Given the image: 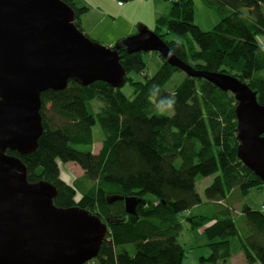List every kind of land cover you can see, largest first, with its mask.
<instances>
[{
	"label": "trees",
	"instance_id": "obj_1",
	"mask_svg": "<svg viewBox=\"0 0 264 264\" xmlns=\"http://www.w3.org/2000/svg\"><path fill=\"white\" fill-rule=\"evenodd\" d=\"M61 1L82 30L80 15L87 7L80 0ZM162 1L169 9L155 18L152 31L171 53L196 72L237 77L264 105V48L258 39L264 36V0H202L219 17L210 31L195 25L193 0ZM144 55L126 47L119 51L120 64L134 76L126 80L129 96L100 81L87 86L69 81L63 90L43 92L37 147L26 155L7 154L24 164L28 182L55 187L54 206H77L105 223L106 237L86 264H181L185 249L177 237L183 221L205 236L209 255L203 262L227 261L236 237L247 264H264V204L256 209L241 202L235 213L228 201L252 192L264 198L260 178L237 157L234 97L187 75L168 91L165 84L180 70L154 53L160 66L149 76ZM154 84L161 92L150 98ZM172 95L173 113L158 114L155 105L167 104ZM96 124L102 139L94 151ZM67 163L83 172L71 184L60 178V165ZM209 176L214 177L203 199L197 183ZM114 198L119 199L108 202ZM126 198L137 203L134 216L125 212Z\"/></svg>",
	"mask_w": 264,
	"mask_h": 264
},
{
	"label": "water",
	"instance_id": "obj_2",
	"mask_svg": "<svg viewBox=\"0 0 264 264\" xmlns=\"http://www.w3.org/2000/svg\"><path fill=\"white\" fill-rule=\"evenodd\" d=\"M74 20L75 12L61 0H0V264H86L98 253L105 223L77 206H54L55 187L28 182L24 164L7 151L26 155L37 147L43 92L63 90L69 81L122 88L121 46L130 54L156 52L187 76L231 92L237 157L264 185V105L246 83L224 72L194 71L145 26L110 51L88 39ZM124 204L134 216L136 201L126 198Z\"/></svg>",
	"mask_w": 264,
	"mask_h": 264
},
{
	"label": "rangeland",
	"instance_id": "obj_3",
	"mask_svg": "<svg viewBox=\"0 0 264 264\" xmlns=\"http://www.w3.org/2000/svg\"><path fill=\"white\" fill-rule=\"evenodd\" d=\"M133 1H141V0H132ZM161 4H168L166 1H160L158 0ZM82 4H84V1H80ZM194 2V23L197 25L201 30L203 31H210L212 27L218 23L219 17L214 13L213 11L209 10V8L205 7L204 2L202 0H193ZM127 4V3H126ZM120 5V3H119ZM123 5V4H122ZM110 8V4L107 1V9ZM149 13L148 9L146 11V16ZM155 21V19H154ZM155 26V25H154ZM153 26V29H154ZM82 28V27H81ZM106 29V28H105ZM80 30V29H79ZM85 36L90 39L91 41L98 43L102 46H105L108 48L110 51H115V46L120 43V41L125 40L128 37H131L135 35L137 32H133L131 34H127L124 38L121 40H118L115 45L112 46V44L108 45L106 41L104 40H94L91 37H89L84 30H81ZM151 31V30H150ZM153 32V31H152ZM154 34V33H153ZM158 38H160L157 34H154ZM259 43L262 45L264 48V36H259ZM124 46H121L117 50L118 58L120 61L119 57V51L123 49ZM145 53L144 55V60L147 63V74L149 76H152L155 74V72L158 70V67L160 66V60L157 56L154 55L155 52H143ZM228 75H231L229 73H225ZM186 75L184 71L180 70V72L175 73L171 79L165 84V89L172 90L182 79V77ZM130 77H134L131 73L127 74L125 73V83L123 85V91L129 96L131 93V87L127 83L126 80H128ZM136 79V78H135ZM99 105H95V109H97ZM167 104L161 105L160 109L161 110H166ZM173 111H166V114L171 115ZM94 137L96 139V142L94 143V151H97L100 147L101 144V139H102V133L100 132V129L98 128V125L96 124L94 126ZM82 170L79 168L74 163H67L65 165H60V178L61 180L65 181L67 184H71L73 179H78L81 178ZM214 176H209L204 179H202L200 182L197 183V191L200 194V196L204 199V193L203 190L206 186H208ZM255 192H252L245 196L243 199L239 200L237 199L238 196L234 194L231 198L228 199L230 206L232 208L236 209L235 213H238L239 210V205L241 202L246 203L252 208L256 209H261V206L264 204L262 203V200L260 198H257V201L254 199V194ZM224 203V202H223ZM261 211L264 213V208L261 209ZM129 215V214H128ZM238 215V214H237ZM236 215V216H237ZM183 229L181 230L180 234L177 237L178 242L184 247L185 249V254L183 258V262L181 264H208L203 262L200 258L201 257H207L209 255V250L205 246L206 245V239L204 234L202 233L201 229H195V230H188L187 223L183 221L182 223ZM240 228H242L240 226ZM230 245L232 249V255L231 257L225 261V262H220L218 264H247L245 261V258L243 256V253L239 250V242L236 237H233L230 239Z\"/></svg>",
	"mask_w": 264,
	"mask_h": 264
},
{
	"label": "crops",
	"instance_id": "obj_4",
	"mask_svg": "<svg viewBox=\"0 0 264 264\" xmlns=\"http://www.w3.org/2000/svg\"><path fill=\"white\" fill-rule=\"evenodd\" d=\"M80 1H84V4ZM80 1L81 5L87 7L80 15V26L84 32L92 39L104 40L112 46L127 34L137 32L139 27L145 26L152 31L154 19L160 14L167 13L169 9V3L161 4L158 0L133 1L123 5H119L116 0ZM107 1L110 4L109 9ZM147 9L149 13L146 16ZM82 174L83 172L80 175ZM257 193L253 194L254 199L257 201V198H260L264 202L262 194Z\"/></svg>",
	"mask_w": 264,
	"mask_h": 264
},
{
	"label": "clouds",
	"instance_id": "obj_5",
	"mask_svg": "<svg viewBox=\"0 0 264 264\" xmlns=\"http://www.w3.org/2000/svg\"><path fill=\"white\" fill-rule=\"evenodd\" d=\"M170 54H171V50H170ZM160 92H161L160 86L158 84H154L152 86V88L149 90V97L150 98L156 97ZM166 103H167L166 110H161L160 109V106L158 104L155 105L158 114L164 115V114H166V111H172V110H174L175 105L177 103L176 97L174 95L168 97Z\"/></svg>",
	"mask_w": 264,
	"mask_h": 264
},
{
	"label": "bare ground",
	"instance_id": "obj_6",
	"mask_svg": "<svg viewBox=\"0 0 264 264\" xmlns=\"http://www.w3.org/2000/svg\"><path fill=\"white\" fill-rule=\"evenodd\" d=\"M228 92V91H227ZM229 93H231V92H229ZM231 95H232V93H231ZM233 96V95H232ZM234 97V96H233ZM235 99V98H234ZM236 101V100H235ZM237 103V102H236Z\"/></svg>",
	"mask_w": 264,
	"mask_h": 264
}]
</instances>
